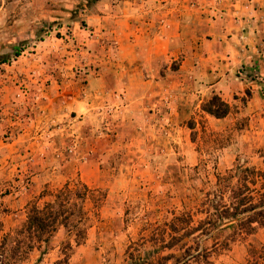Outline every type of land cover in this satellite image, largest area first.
<instances>
[{
    "label": "rangeland",
    "instance_id": "obj_1",
    "mask_svg": "<svg viewBox=\"0 0 264 264\" xmlns=\"http://www.w3.org/2000/svg\"><path fill=\"white\" fill-rule=\"evenodd\" d=\"M96 1L0 0L4 264H126L129 243L146 237L171 213L192 206L216 175L234 166L264 171V99L247 101L245 91L236 101L224 102L228 113L215 119L202 111L212 95L176 101L178 91L134 87L149 80L146 73L126 71L128 82L116 88L124 70L119 71L115 57L95 52L105 41L72 35L74 24L86 30L87 7ZM32 62V69L19 71ZM179 64L175 59L169 69ZM102 68L114 71L104 91L94 81ZM86 83L93 85L90 91ZM55 86L61 87L57 92L70 93L71 99L61 95L59 101L94 104L85 106L87 112H71L66 121L45 125L41 112H29L28 105L45 101L42 89ZM181 110L184 114L175 116ZM70 161L74 165L66 166ZM79 185L87 189L82 199L68 193L55 199L64 188L71 192ZM46 204L60 216L42 241H30L32 235L24 231L28 211ZM77 229L84 233L76 244ZM263 248L264 226L218 253L212 264H261L249 255Z\"/></svg>",
    "mask_w": 264,
    "mask_h": 264
},
{
    "label": "crops",
    "instance_id": "obj_2",
    "mask_svg": "<svg viewBox=\"0 0 264 264\" xmlns=\"http://www.w3.org/2000/svg\"><path fill=\"white\" fill-rule=\"evenodd\" d=\"M87 8L86 30L74 24L72 35L105 41L100 53L99 47L95 52L115 57L116 64L122 67L119 71L124 70L119 78L116 76V88L121 86L120 81L128 82L129 75L123 80L127 71L136 76L146 73L149 79L134 83V87H147L150 92L178 91L181 94L174 93L176 101L216 95L229 104L245 91L250 94L247 101L264 99V0H98ZM175 59L180 64L171 71L169 64ZM35 63L23 64L19 71L32 69ZM159 64L165 68L160 69ZM112 72L102 68L95 86L107 90ZM89 83L90 91L93 85ZM59 88H41L45 101L28 105L29 112H41L45 125L48 121H66L67 114L80 115L81 109L87 112L88 103L94 104L59 101L61 95L63 99L70 98L66 90L57 92ZM183 114L181 110L175 116ZM73 165L74 162L66 163Z\"/></svg>",
    "mask_w": 264,
    "mask_h": 264
},
{
    "label": "trees",
    "instance_id": "obj_3",
    "mask_svg": "<svg viewBox=\"0 0 264 264\" xmlns=\"http://www.w3.org/2000/svg\"><path fill=\"white\" fill-rule=\"evenodd\" d=\"M202 111L220 119L228 113V106L212 95L203 104ZM78 187L71 192L64 188L55 199L65 197L66 193L76 200L82 199L87 189ZM199 193L192 206L177 214L171 213L168 219L153 224L146 237L129 243L125 250L126 264H212L218 253L264 226V171L234 166L216 175L213 185ZM53 207L46 204L41 209L30 208L24 228L32 235L30 241L34 238L39 243L54 228L60 214ZM80 220L78 213L77 221ZM83 233L82 229L76 230V244ZM18 235L15 233V237ZM3 241L0 242V264H4L7 251ZM249 256L264 264V248L256 255L250 252Z\"/></svg>",
    "mask_w": 264,
    "mask_h": 264
},
{
    "label": "built area",
    "instance_id": "obj_4",
    "mask_svg": "<svg viewBox=\"0 0 264 264\" xmlns=\"http://www.w3.org/2000/svg\"><path fill=\"white\" fill-rule=\"evenodd\" d=\"M242 72H243V74H244V75H246V76H247V73H246V71H245V70H242Z\"/></svg>",
    "mask_w": 264,
    "mask_h": 264
}]
</instances>
